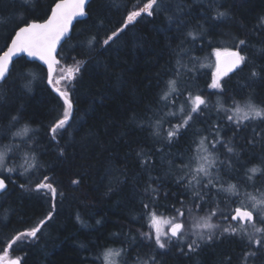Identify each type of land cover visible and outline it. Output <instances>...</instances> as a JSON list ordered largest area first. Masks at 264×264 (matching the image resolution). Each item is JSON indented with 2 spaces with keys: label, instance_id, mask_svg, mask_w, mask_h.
<instances>
[{
  "label": "trees",
  "instance_id": "16d2710c",
  "mask_svg": "<svg viewBox=\"0 0 264 264\" xmlns=\"http://www.w3.org/2000/svg\"><path fill=\"white\" fill-rule=\"evenodd\" d=\"M146 2L92 0L88 17L74 26L71 38L60 50L61 63L73 66L72 57L85 63L73 81L75 110L70 127L57 135L58 143L52 140L49 128L62 115L63 100L48 85L47 70L22 56L14 62L7 82L0 84V150L10 147L8 166H17V172L11 175L14 183L9 182L7 191L0 194V254L11 237L36 226L51 212V219L46 220L36 239L13 245L16 251L10 253L22 255L23 264H102V254L109 248L123 249L125 264H141L154 255L156 264H228L229 258L231 264H241L244 244L237 236L218 233L213 241L202 243L192 253L186 247L182 253L179 246L166 252L149 247L150 242L142 236L149 231L146 220L141 219L145 213L142 205L152 203L145 194L151 184L158 189L160 214L174 215L173 206L180 208L181 201L185 208L191 207V191L177 183L180 173L174 165H179L181 157L187 162L193 154L189 147L194 151V131L207 135L206 124L223 117L214 107L217 95H207L215 92L207 88L212 67L200 64H209L206 57L212 48H230L243 39L248 42L245 52L257 69L264 66L260 52L264 48V29L260 27L264 0H164L166 11L158 9L152 17L142 15L107 50L80 45L91 34L98 33L102 40L106 33L122 28L126 12ZM52 3L12 0L7 6L0 0V28H6L4 19L19 13L23 19L43 20ZM218 11L227 15L216 19ZM188 32L196 33L197 39L193 41ZM197 59L199 64L195 63ZM181 65L185 66L181 69L182 87L186 84L194 94L203 91L209 109L204 113L205 123L194 122L187 134L167 144L163 132L160 138L153 136L147 118L154 113L163 118L165 131L170 127L168 120L179 122V117L164 115L172 109L164 108L158 97L163 82ZM194 65L195 69L188 72ZM55 78L59 79V71ZM225 80L227 95L220 99L227 101L226 107L231 105V97H251L257 104L264 103V78H252L245 69ZM58 85L65 89L64 83ZM182 101L183 97L177 103ZM12 116L20 117L15 126ZM24 125L32 129L28 136L13 137ZM252 127L264 129V124L251 122L236 133L235 143L242 147L236 149L234 170L221 173L225 181L238 184L241 199L245 192L253 193L251 187L239 183L245 180L247 169L264 163V141L257 137L255 145L246 142L253 138ZM233 135L232 127L221 122L224 140H231ZM26 153L34 154L40 167L21 176L19 165L24 163ZM221 158L226 157L221 154ZM44 175L57 188L55 201L48 190H33ZM73 180L79 183L73 184ZM207 211L205 205L199 215ZM258 264H264V259Z\"/></svg>",
  "mask_w": 264,
  "mask_h": 264
},
{
  "label": "snow or ice",
  "instance_id": "6c2138e0",
  "mask_svg": "<svg viewBox=\"0 0 264 264\" xmlns=\"http://www.w3.org/2000/svg\"><path fill=\"white\" fill-rule=\"evenodd\" d=\"M86 2L87 0H53L46 18L43 20L21 18L11 21L6 42L0 48V82H7V78L15 67L13 58L23 53L47 66V83L49 85L65 84L64 90L59 87L55 88L63 100V113L54 120L49 128L52 140L57 143V135L70 127L69 118L73 110L71 99V90L74 88L73 81L77 79L85 63V61H77L75 57H72L73 66L65 67L61 63L63 58L60 57V50L63 43L71 38L73 21L77 17L87 15ZM158 9L167 10L164 7V0H147L142 7L126 12L122 28L111 31L110 34L106 33L102 40L98 33L91 34L81 41L80 45L89 49L100 46L107 50L129 24L137 22L144 14L149 17L154 16ZM226 15L225 12L218 11L215 18L220 19ZM260 27L264 29V17L260 18ZM187 35L192 37L193 41L197 39V34L194 32H188ZM247 47L248 42L243 39H238L230 48L214 47L206 57L210 61L214 57V66L211 63L200 64V67H212L211 82L207 88L215 90V92H209L207 95L209 97L217 95L214 107L217 114L223 113V117L214 124H206L204 131L207 132V135L194 131L193 136L196 137L192 141L195 145L194 151L191 146L189 147V152L193 154L189 156L187 162L181 157L179 165H174L180 173L177 183L191 191V207L185 208L184 202L181 201L180 208L173 206L174 215L163 219L162 214L157 211L158 189L152 187L151 184L145 188V194L152 203L142 205L145 213L141 219L146 220L149 228V231L142 233V236L150 242L149 247L154 246L156 249L166 252L172 246H179L182 253L185 247L188 253H192L199 249L202 243L213 241L219 233L220 236L241 238V242L244 244L241 264H258L264 259V180H261V177H264V163L259 167L253 166L247 169L245 180L239 182L243 183L245 188L253 189V193L245 192L243 199H241L238 184L225 181L221 177V173L225 172V169L234 170L233 158L237 155L236 149L242 147L235 143L238 138L236 133L243 131L251 122L264 124V103L257 104L251 97H242L240 100L231 97L232 103L226 107L227 101L220 99L227 95L225 78L230 74L248 69L252 78H264V66L257 69L251 57L245 52ZM260 52L264 55V48L260 49ZM195 63L199 64L200 62L197 59ZM177 64H180L179 60ZM184 67L181 65L180 68L173 70L172 76L163 82V88L158 97L164 108L176 109L167 111L164 115L175 118L179 114V122L172 124L168 120L170 127L165 131L163 118L155 113L152 117L147 118L153 136L160 138L163 132V140L167 144H171L180 135L187 134L194 122L205 123L204 113L209 109V99L206 98L203 91L194 94L186 84L182 87L180 78L181 69ZM194 69L195 65L192 69H188V72ZM58 71L59 79H56ZM181 97H183V102L177 108V101ZM19 119L18 116L11 117L14 122L13 126L19 122ZM221 122H226L233 129L234 135L229 141H225L221 136ZM31 131L32 129L28 125H24L13 133V137L24 138ZM252 133L253 138L246 141L248 144L255 145L257 137L264 141V129L252 127ZM11 151L12 149L8 146L0 150V193L7 190L9 182L14 183L11 180V175L17 172V166L9 167L7 163L11 158L9 156ZM221 154L226 158L222 159ZM61 155H63V150H61ZM138 155L144 154L138 153ZM23 159L24 163L19 165V168L22 169L19 172L21 176L32 173L40 167L34 154L26 153ZM144 163L147 166L148 161L145 160ZM230 179H234V177H230ZM257 180H260L259 184L256 183ZM49 181L50 177L44 175L35 183L33 190L46 189L55 201L58 195L57 188ZM72 183L77 184L79 181L73 180ZM20 187L24 188L25 185L21 184ZM205 205H208V211L204 215H199L204 211ZM53 208H55L54 203ZM51 217L52 213L50 212L45 220H41L36 226L20 231L11 237V243L6 244L0 254V264H23L24 257L10 258L9 253L16 251L13 245L18 242L23 243L28 239H36L37 233L41 231L46 220ZM77 218L79 219V217ZM162 225H167V227L164 228ZM123 251V249H106L102 254V264H120L119 258L123 255ZM160 254L157 253V255ZM156 259L157 256L154 255L141 264H156ZM228 264H231V258H229Z\"/></svg>",
  "mask_w": 264,
  "mask_h": 264
},
{
  "label": "rangeland",
  "instance_id": "374dc122",
  "mask_svg": "<svg viewBox=\"0 0 264 264\" xmlns=\"http://www.w3.org/2000/svg\"><path fill=\"white\" fill-rule=\"evenodd\" d=\"M11 2H12V0H5V3H7L6 4L7 6L11 5L10 4ZM12 7H14V5H12ZM19 14L20 15H18L17 17L13 16V17H9V18H6V19L3 20L4 24L6 25V28H0V47L5 43L6 34H7L8 30H10V27H11V23L10 22L14 21V20H19V19L22 18V14L21 13H19ZM212 61H213V66H214V57L212 58ZM210 63L212 64L211 61L209 62V64ZM57 86L60 87L62 90H64L60 85H57ZM182 102H180V103H182ZM179 104L177 103V108L179 107ZM175 110L176 109H172V111H175ZM177 117H179V114L177 115ZM164 124L166 125V123H164ZM169 217H171V216L162 215L163 219H167ZM162 227L166 228L167 225H162ZM28 240H31V239H28ZM9 255H10V258L22 257V255H20V254H11V253H9ZM123 258H124V254L119 258L120 259V264H125Z\"/></svg>",
  "mask_w": 264,
  "mask_h": 264
},
{
  "label": "water",
  "instance_id": "95a60500",
  "mask_svg": "<svg viewBox=\"0 0 264 264\" xmlns=\"http://www.w3.org/2000/svg\"><path fill=\"white\" fill-rule=\"evenodd\" d=\"M92 0H87V2H86V5H85V8H86V12H87V15L86 16H84V17H77L74 21H73V27H72V30H71V32H70V37L72 36V33H73V29H74V26L76 25V23L78 22V21H81V20H84V19H86L87 17H88V6H89V4H90V2H91ZM10 42V41H9ZM65 43V42H64ZM63 43V44H64ZM22 56H24L27 60H29V61H32V62H37V63H39L40 65H42L46 70H47V66L46 65H43V63L41 62V61H38V60H35V59H33V58H31V57H27L26 56V54H23V53H21L18 57H14L13 58V62H15L18 58H20V57H22ZM1 83H3V82H0V84ZM50 87H51V89L58 95V93L55 91V88L56 87H58L57 85H49ZM60 88V87H59ZM62 90V89H61ZM73 103V102H72ZM74 110H75V108H74V103H73V110H72V112H71V115H70V118H69V121L72 119V117H73V115H74ZM8 187H9V183H8ZM8 189V188H7ZM7 191V190H6ZM5 192V191H4ZM4 192H2V193H4ZM2 193H0V194H2Z\"/></svg>",
  "mask_w": 264,
  "mask_h": 264
},
{
  "label": "bare ground",
  "instance_id": "6f19581e",
  "mask_svg": "<svg viewBox=\"0 0 264 264\" xmlns=\"http://www.w3.org/2000/svg\"><path fill=\"white\" fill-rule=\"evenodd\" d=\"M49 85V84H48Z\"/></svg>",
  "mask_w": 264,
  "mask_h": 264
}]
</instances>
